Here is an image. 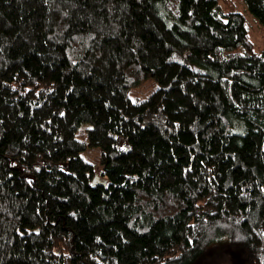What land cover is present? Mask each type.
I'll return each mask as SVG.
<instances>
[{
    "label": "trees",
    "instance_id": "obj_1",
    "mask_svg": "<svg viewBox=\"0 0 264 264\" xmlns=\"http://www.w3.org/2000/svg\"><path fill=\"white\" fill-rule=\"evenodd\" d=\"M242 2L264 25V0ZM246 17L231 0H0V264H198L225 244L264 264Z\"/></svg>",
    "mask_w": 264,
    "mask_h": 264
},
{
    "label": "rangeland",
    "instance_id": "obj_2",
    "mask_svg": "<svg viewBox=\"0 0 264 264\" xmlns=\"http://www.w3.org/2000/svg\"><path fill=\"white\" fill-rule=\"evenodd\" d=\"M235 5L238 12L242 13L243 15L247 16L249 26H250V37L251 41L254 43L255 51L260 52L264 50V25L259 24L256 20L250 15L247 11L245 5L243 4L242 0H231ZM223 8L225 6L223 5ZM152 88L148 94L158 88L157 84L150 82L149 84ZM148 89L145 88L141 91L140 95L141 99H144L146 95V91ZM133 90L131 91V95L134 94ZM133 99H137L133 97ZM139 99V100H141ZM89 127V126H88ZM122 149L125 147L122 146ZM99 153H101L100 149H98ZM95 155V154H94ZM198 264H248L245 260L244 256L232 247H227L225 245L217 246L216 249L212 250L207 256H205Z\"/></svg>",
    "mask_w": 264,
    "mask_h": 264
}]
</instances>
